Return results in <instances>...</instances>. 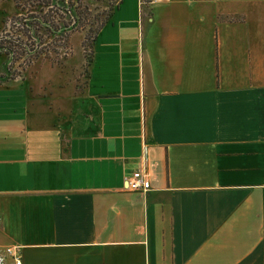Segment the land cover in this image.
Listing matches in <instances>:
<instances>
[{
    "label": "crops",
    "instance_id": "0c3cea01",
    "mask_svg": "<svg viewBox=\"0 0 264 264\" xmlns=\"http://www.w3.org/2000/svg\"><path fill=\"white\" fill-rule=\"evenodd\" d=\"M30 67L0 83V252L264 264V0H119L81 85Z\"/></svg>",
    "mask_w": 264,
    "mask_h": 264
},
{
    "label": "rangeland",
    "instance_id": "374dc122",
    "mask_svg": "<svg viewBox=\"0 0 264 264\" xmlns=\"http://www.w3.org/2000/svg\"><path fill=\"white\" fill-rule=\"evenodd\" d=\"M108 2L0 0V83L21 80L30 73L31 65L46 62L59 65L64 74L78 73L81 85L91 55L90 37L108 12ZM68 10H72V14L81 11L79 20L71 23L73 19ZM41 14L46 20L39 23ZM46 25L52 29L58 25L63 27L52 31ZM28 48L32 50L30 53L26 52ZM5 51H9V55Z\"/></svg>",
    "mask_w": 264,
    "mask_h": 264
},
{
    "label": "built area",
    "instance_id": "2783aa9c",
    "mask_svg": "<svg viewBox=\"0 0 264 264\" xmlns=\"http://www.w3.org/2000/svg\"><path fill=\"white\" fill-rule=\"evenodd\" d=\"M125 187L128 189L145 190L149 187V180L145 178L138 170H134L125 177ZM18 251H19V245L17 244H10L5 246L3 248V251L0 252V264L3 263L4 258L6 256L12 258L13 264H20V261L17 258Z\"/></svg>",
    "mask_w": 264,
    "mask_h": 264
},
{
    "label": "trees",
    "instance_id": "16d2710c",
    "mask_svg": "<svg viewBox=\"0 0 264 264\" xmlns=\"http://www.w3.org/2000/svg\"><path fill=\"white\" fill-rule=\"evenodd\" d=\"M57 1H59V2L61 3L63 0H54V2H57ZM118 2H119V0H109V2H108V12L105 14L103 20H101V21L99 22V24L93 29V35L90 37L91 41H92V39H93L94 33L97 31V29L100 27V25H101V24L104 22V20L107 18V16L109 15L111 9H112L114 6H116V4H117ZM60 7H62V4L60 5ZM64 7H65V5H64ZM66 9H67V8H66ZM68 11H69V10H68ZM78 12L81 14V11H76V13L74 12L73 14H72V10H70V11L68 12L70 18L73 19V20H70L71 23H73L75 20H76V21L79 20V14H78ZM44 20H46V19L43 17V14H41L40 19H38L37 21H38L39 23H41V22H45ZM21 22L26 26L25 19H22ZM24 25H23V26H24ZM46 27H48V28H49L50 30H52V31H55V30H58V29L60 30L61 27H63V25H58L57 27H55V29H54V28L52 29L49 25H46ZM27 29H28V28H27ZM31 51H32V50H31L30 48H28L26 52H27V53H30ZM5 54L9 55V51H5Z\"/></svg>",
    "mask_w": 264,
    "mask_h": 264
}]
</instances>
